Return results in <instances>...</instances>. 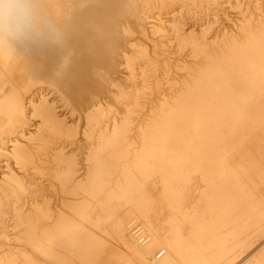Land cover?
<instances>
[{"label":"rangeland","instance_id":"rangeland-1","mask_svg":"<svg viewBox=\"0 0 264 264\" xmlns=\"http://www.w3.org/2000/svg\"><path fill=\"white\" fill-rule=\"evenodd\" d=\"M125 1L127 0H71L67 6L69 10V18L67 17L65 20H61L59 24H56L58 25L57 27H59L58 29L61 31V37L63 38L61 39L60 44H55L53 46L50 42L51 44L47 46L48 48L46 47L42 53H38L29 60L28 65L33 66V68L29 71L34 74H37L38 71L40 76L45 80V84L48 86L46 89L49 88L53 95L56 94L54 96H56V100L58 99V103L60 102L59 104H61L52 106V112L50 114L52 117L51 122L59 129H62L65 133H67L66 131H69L68 134L72 135V137L66 138L64 135L59 136L58 134H51L47 126H45L43 127V134L44 139H46V142L48 143L44 147L45 150L43 149L39 152L40 156L34 155L29 157L28 155L27 158H24L21 163L18 164V157L0 152V178L2 177L1 172L4 174L12 172L14 176H16L24 184V188L19 191L14 186L15 184L12 179H4V190L0 192V209L11 210L13 206H18L21 211L27 213L36 207H39L43 211L44 215V218L40 220V225L44 227L53 222L55 211L54 192L45 176L48 172L55 171L61 162L67 165L71 182L74 180L77 181L85 175L84 171L86 167L85 155L87 143L83 132L88 129L86 114L87 111L92 109L91 105L93 103H98L107 116L104 119L106 120V123L112 121V119H115L116 117L117 118L115 120L120 121L125 115H127L129 120L126 133L123 135V138L118 146L115 147V152L123 151L124 156L120 160L114 161L115 167H112V189L113 191H117V189L114 188V183L117 182L120 184L123 181V175H120L123 165L132 164L133 167L137 169L135 176L139 178L138 183L145 181L146 185L138 187L129 193H124L125 195L123 194V198L121 199L135 198V202H138L139 207L137 215L141 216L138 225H145L148 221H152V226L154 225L153 227L157 229L158 235L156 234L154 239L148 238L147 241L142 242L144 247L151 249L156 245V243L167 244H165L167 246L166 252L159 257L155 254L156 258H151V260L145 259L140 263L134 257H132V259L131 257H126L124 255H117V258L115 255H107L108 259L106 257V260L103 261L102 264L107 262H116L117 260H121V258V261H124L125 259L124 264H177L179 246L175 244L176 236L182 224L184 228H186L182 231V233L189 239L190 236L187 230L189 224H186L185 221L190 218V220L194 221L196 225L200 223L201 228L203 227L201 229L202 238L196 241L194 246L212 245L213 247H216L219 244L221 245V242L217 239L216 233H212L213 231L218 230V228H216L217 226L210 221V215L206 213V215L204 214V217V215L201 214V207H205L206 204L204 202L201 203L200 199H202L203 194L206 192L208 182L212 181L211 178L214 181L216 180V184L222 186V195H227L232 187L234 193L239 197L236 204L232 205V207H228L227 209L225 208L224 211L221 212V216L224 218L223 225L227 228V230L236 229V231L243 225V218L248 213L245 206L243 207V203L245 201V190L243 189L242 182L243 177L247 175L253 176V173L250 170L255 165L264 168V129H255L256 124L264 116V58L262 60L263 62L257 65L255 77L251 76L254 83H258L262 88V91L259 94H253L252 98L246 104L241 105L240 111L232 117L231 122L230 116L228 115L220 114L219 117L216 116L214 118L209 116L192 118L189 116L188 111H186L184 114L186 117H181L176 122H173L174 132L177 137L183 138L184 143H178L179 148L176 150H170V152L165 151V153L162 151L154 163L153 160H150L152 163L150 168L153 167L154 171L150 172L146 169L142 170L140 162L141 156L146 150L147 145L153 142L152 136L154 130L149 127L148 124L160 115V110L164 101H168L169 104L173 103L176 95L173 93L172 88L176 87L179 92L186 90L185 82H190L188 80V75L193 74L196 72V69L198 70V68L203 67L209 61L204 58V56L196 54L191 44H183L178 38H175L172 35L161 37L158 36V34H154L152 30L148 28L149 23H145V21H143L142 18H139L134 11H126V8L122 4ZM166 1L137 0L138 4L143 7L146 15L149 16H157L163 13L171 15L172 12L170 13L169 10H180L181 16L179 23L182 26V31H180L181 33L193 31L194 34H198L201 27H205V24L202 23H209L210 29L206 35L207 39L205 42L207 43L204 48L210 52H218L219 48L216 46V43L220 40L230 39L232 36L236 37L238 41L243 40L242 35L239 34L238 28L245 21L249 22L250 26L255 27L258 24V20L261 15L264 14V0H201V2L200 0H195V2L194 0H171L174 3L169 0L170 4L168 0ZM176 1L180 2V5H178L179 3ZM86 5L89 6L87 7ZM99 6H101V9L98 8ZM116 6L119 7L116 8ZM85 8L88 10H85ZM85 11L88 12L89 15H87L88 13H85ZM107 12L108 14H106ZM94 14L97 15V19L94 18L96 17ZM90 15L92 16L90 17ZM111 15L113 16L112 20ZM177 15L179 16V14ZM74 18H76V20ZM101 19L103 24H101ZM87 20L88 23L86 22ZM92 23H94V25ZM110 24H112L117 31L120 29L121 32L119 31L116 33L117 35L115 33L106 32L105 29ZM127 27L132 29V33L130 35L125 31ZM87 28H89V31ZM97 36L100 37L98 38ZM74 39L75 41L72 42ZM133 42L142 44L144 49L131 47L130 44ZM94 43L95 47H97L96 50ZM89 44L92 45L90 46ZM55 46L56 50L54 49ZM220 47H223L222 44ZM66 48L68 49L66 50ZM92 48H94L95 51H93ZM64 52L67 53L66 56ZM84 53L85 57L83 56ZM89 54H91V56ZM57 56L60 59H58ZM132 56L137 57L136 61L128 62V59L126 58H130ZM52 57L55 60H58L55 61ZM98 57L100 58L97 60ZM110 58H113L115 62L111 63ZM104 59L106 60V66H104ZM100 60L103 61V63H100ZM108 63L111 65H108ZM128 63L130 65H128ZM52 65H54V67ZM114 66H118L120 70ZM96 68L98 69V72L97 70H93ZM100 70H104L105 74L102 71L101 74ZM92 71H95L97 75H95V72L92 73ZM93 75L95 76L93 77ZM101 76L102 78H100ZM103 79L107 82V84ZM212 82V79L207 76L194 86L191 84L192 82H190V85H192L191 90L193 96L197 97L201 95L206 91L208 85ZM132 87L133 90L131 89ZM89 88L93 90H90ZM63 100L65 101L64 104H62ZM90 103L91 105H89ZM66 106L69 109L67 108L66 110ZM205 113V111H202V114L205 115ZM0 116L1 118L4 117L2 111H0ZM34 120L33 122H35V124L41 123L40 119ZM22 121L21 126L24 128L25 134H27L29 129L35 125L31 126V124L34 123L29 120L23 119ZM75 133L77 134L75 135ZM213 135H222L226 143L227 153H225V159L221 164V170L218 171V173L211 172L208 174L196 171L194 172L192 168L193 162H197L199 160V162L205 164L207 161H202L201 156L197 157L192 154V150L195 146H200L204 149L207 139ZM200 136L203 137L204 143L200 142ZM12 140H14V138ZM1 143L2 141H0V144ZM11 148L12 145L7 146L6 148L4 147L3 149L10 150ZM34 148L35 146H32V149L28 148L26 152L35 153ZM59 151L61 152V158L53 159L51 157L52 153ZM205 154L206 151H202V155ZM192 171L194 174H192ZM148 192L155 197L153 204L151 200L147 198ZM116 194H118V191ZM139 196H142L141 200L136 199ZM102 199L103 196L100 195L93 201L89 202L90 206L87 213L89 219L95 220V218L99 216L96 207ZM222 199L224 200L225 198L223 197ZM128 208L133 209L131 205H129ZM198 209H200V211ZM154 212L156 213L152 214ZM181 213L185 214V217H183ZM153 215L157 216L155 217ZM144 216L146 217V220ZM180 220L185 221L181 222ZM107 222V224L110 223L109 220H107ZM78 224L75 226V229L76 231L82 232L83 227L80 223ZM247 231L249 232L246 233ZM115 232L117 233V230H114L113 234H115ZM251 232V228L246 229L244 234L246 236H250L249 234H251ZM17 234L18 229H14V225L11 222L8 220L0 221V256L16 251V248L18 247V243L16 241ZM206 239L208 240L206 241ZM86 240L87 245L85 248L86 250H90V240L89 238ZM251 242L253 244L250 248L256 246L257 240L255 238H251ZM129 246L133 249V244H131V242L129 243ZM243 257L244 255L241 257L238 256L237 260H240ZM218 259L219 257L217 255H210L207 259V263L217 264L219 262Z\"/></svg>","mask_w":264,"mask_h":264},{"label":"bare ground","instance_id":"bare-ground-1","mask_svg":"<svg viewBox=\"0 0 264 264\" xmlns=\"http://www.w3.org/2000/svg\"><path fill=\"white\" fill-rule=\"evenodd\" d=\"M70 1L71 0H38L37 9L52 22H54L55 24H59L61 20L63 21L65 20V18L68 17L69 10L67 6ZM170 1L168 0L169 4ZM177 3H179L178 5H180V2ZM122 4L126 8V11L127 10L134 11L139 18H142V20L145 21V23H149L148 28L151 29L154 34H158V36L161 37L172 35L175 38H178L179 41H181V43L183 44H191L196 54L204 56V58H206L209 61L205 65L203 64L204 65L203 67L199 66L200 68H198V70L196 69V72L188 75V80L192 82L191 84L193 86L201 82L203 78L206 76L211 78L213 81L211 84L208 85L206 91L197 97H194L192 94V90H191L192 85H190V82H185L186 90L179 92L176 87L172 88L173 93L176 95V97L173 100V103L169 104L168 101H164V103L162 104V108L160 110V115H158L148 124V126L154 130L153 136L151 135L153 142L147 145L146 150L143 152L141 156L140 162L142 165L141 167L142 170L146 169L151 172L154 171V169L153 167L150 168V165L152 164L150 160H153L154 163V161L157 160L158 155L162 151H164L165 153V151L170 152V150H176L179 148L178 143H182V144L184 143L183 138L177 137L176 133L174 132L173 122H176L181 117L182 118L186 117V115H184L186 111H188L189 116L192 118L201 117V116L204 117L209 116L214 118L216 116L219 117L220 114L228 115L230 116V122H231L232 117L240 111L241 105L246 104L252 98L253 94H259L262 91V88L259 86V84L254 83L252 77H255L256 75L255 70L257 69V65L261 64L264 58V14L261 15V17L258 20L259 22L255 27L250 26V23L245 21L238 28L239 34L242 35L243 40L238 41L237 38L234 36H232L230 39L220 40L218 43H216V46L219 48L218 52H210L204 48V46L207 43L205 42L207 39L206 35L210 29L209 23L203 22L202 24H205V27H201V30L198 34H194L193 31L187 33L185 32L181 33L180 31H182L181 28L182 26L179 23L181 16L180 10L179 11H177L176 9L169 10L170 13L172 12L171 15H168L167 13H163L157 16H149L146 15L143 7H141V5L138 4L137 0H127ZM193 4L196 5L195 3ZM100 7L101 6H99L98 8ZM117 7L119 6H116V8ZM85 10L88 9L85 8ZM85 13L88 12L85 11ZM106 14H108V12ZM177 14H179V16ZM87 15H89V13ZM92 15H90V17ZM95 15L96 14H94V16ZM72 16H76V15H72ZM94 18L97 19L98 18L97 15ZM74 19L76 20V18ZM112 19L113 16L111 20ZM100 21L101 24H103L102 19ZM86 22L88 23V20ZM92 24L94 25V23ZM87 29L89 31V28ZM105 31L116 34L120 31V29L119 31H117L116 28H114V26L110 24L109 26L106 27ZM125 31L129 35L132 33V29H130L129 27H127ZM97 37L99 38L100 36ZM74 41L75 39L72 42ZM50 44H51L50 41L43 36L37 38L30 37L23 39L13 38L10 36H0V111H2L4 115V117L2 118L0 116V141H2V143L0 144L1 146L0 152L6 153L7 155L10 154L14 157H18L19 160L18 164H20L24 158H27L28 155L29 157L34 155L40 156L39 152H41L44 149L45 145L48 143L46 142V139H44L43 127L47 126L51 134L54 133V134H58L59 136L64 135V137L66 138L72 137V135L68 134L69 131H66L67 133H65L64 131H62V129H59L56 125H54L51 122L52 117L50 116V114L52 112V106L61 105L59 104L60 102L58 103V99L56 100L55 98L56 96H54L56 94L53 95V93L50 92L49 88L46 89V87L48 86L45 84V80L43 79V77L40 76L38 71L37 74H34L31 71H29L30 69L33 68L32 65L30 66L28 65L29 60L32 59L34 56H36L38 53H42L44 49ZM221 44L223 47H220ZM54 45L55 44H53V46ZM130 46L134 48L136 47V48L144 49L143 48L144 46H142V44H138L135 42L131 43ZM94 47H95V43H94ZM96 48L97 47H95V50ZM54 49L56 50V46L54 47ZM67 49L68 48H66V50ZM92 49L93 51H95L94 48ZM64 53L66 56L67 53L66 52ZM89 55L91 56V54ZM83 56L85 57V53L83 54ZM99 58L100 57H98L97 60ZM136 58H137L136 56L135 57L132 56L126 59H128V62L129 61L134 62L136 61ZM105 59L103 60L104 64L105 61L107 60ZM103 61H101L100 63H103ZM110 61L111 63L115 62L113 58H110ZM108 65L111 64L108 63ZM128 65L130 64L128 63ZM52 66L54 67V65ZM104 66H106V64ZM116 68L120 70L118 66ZM93 70H97L98 72L97 68ZM101 71L104 73V70H100V72ZM94 72L92 71V73ZM95 75H97V73ZM95 75H93V77ZM100 78H102V76ZM100 78L99 80L101 81ZM131 89L133 90V87ZM62 102H63L62 104H64L65 101L63 100ZM89 105H91V103ZM91 107L92 109L87 111L86 114L88 129L83 132L87 143L86 155H85V160H86V167L84 171L85 175L79 180L77 181L74 180L71 182L69 178V170L67 168V165L64 164L63 162H61L58 165L55 171L48 173L46 172L47 173L45 176L46 180L49 182L54 192L55 211H54L53 222L51 224H47L44 227L40 225V220L44 218V215H43V211L39 207H36L35 209L27 213L21 211V209L18 206H13L11 210L0 209V221L8 220L14 225V229H18V234L16 235V241L18 243V247L16 248V251L0 256V264H102V262L106 260L107 255H115V256L124 255L126 257H131V258L134 257L138 262L141 263L142 260L145 259L151 260V258L152 259L156 258L155 254H157L159 251H163L162 255L166 252L167 250L166 243H165L166 245L164 243H159V244L156 243V245L153 248L147 249L142 245V242H140L139 237H136L132 233L134 227L139 226L140 229L142 230V235L147 237V239L148 238L154 239V237L157 234V229L153 227L154 225L152 226V221H148L145 225H138L141 216L137 215L139 207H138V202L137 203L135 202V198L121 199L123 198L124 193L126 192L129 193L137 189L138 187H143L146 185L145 181L138 183L139 178L135 176L137 169L134 168L132 164L123 165L120 172L121 173L120 175H123L122 178L123 181L120 184H118L117 182L114 183L115 184L114 188L117 189L118 194H116L117 191H113L112 189L113 186L112 167L114 166V161H118L124 156L123 151L120 152L116 151L117 152L116 153L115 147L118 146V144L121 142L123 138V135L126 133L127 127L129 125V120L127 115H125L122 118L120 117L121 118L120 121L115 120L117 118L116 117L115 119H112V121L106 123V120L104 119L107 116L105 115V112L101 108L100 104L93 103ZM67 108L68 107L66 106V110ZM202 111L206 112L205 113L206 116L202 114ZM23 119L32 122L34 119H40L41 123L39 124H35V122H33L34 124L30 123L31 126L33 125L35 126L31 127L28 133L25 134L24 128L21 126ZM257 128H259V130L264 129V116L256 124L255 129ZM76 134L77 133H75V135ZM13 138L14 140H12ZM199 140L201 143H204L202 136L199 137ZM11 145L12 148L10 150L3 149L4 147L6 148L7 146H11ZM32 146H35L34 148L35 153L32 152L27 153L26 152L27 149L28 148L32 149ZM202 149L203 147L195 146L194 149L192 150V154L196 155L197 157L201 156L202 161L205 160L207 161L205 164L199 162V160L197 162H193L192 168L194 172L196 171L205 174L211 172L218 173V171L221 170V166H222L221 164L225 159V153H227L226 143L223 139V136L213 135L209 137L207 139L205 148L203 150ZM204 150L206 151L205 154L206 156L202 155V151ZM60 153H61L60 151L53 152L51 157L53 159L54 158L59 159L61 158ZM250 171H252L253 176H249V175L244 176L242 181L243 189L245 190L244 193L245 201L243 203L244 204L243 207L245 206V209L248 212L247 215L243 218L242 227L236 231V229L227 230V228L223 225L224 218L221 216V212H223L225 208L227 209L228 207L230 206L232 207V205L236 204L239 200V197L237 196V194L234 193L232 187L227 195H222V188H221L222 186L216 184L215 182L216 180L214 181L211 178L212 181L208 182V185L206 186V192L203 194L202 199H200L201 203L204 202L206 204L205 207H201L202 208L201 214L206 215V213H208L210 215L209 217L210 221L217 226L216 228H218V230L211 232L214 234L216 233L217 239L221 242V245L220 244H219L220 246L215 245L216 247H213L212 245H206V246L200 245L197 247L194 246V243L200 240V238H202L201 229L203 227L201 228L200 223L196 225L194 221L190 220L191 218L186 221L184 220L186 224L187 223L189 224L187 230L190 237L188 239L183 235L182 231L185 230L186 228H184V226L181 224V228L177 233L176 243H175L177 246H179L177 264H208L207 259L210 255L212 256L217 255L219 257L218 259L219 262L217 264H264V168L255 165L251 168ZM192 174H194L193 171ZM1 176L2 177L0 178L1 179L0 192L4 190L3 181L4 179L7 178L13 180L15 184L14 186L19 191L24 188V184L16 176H14L12 172L5 174L1 172ZM100 195L103 196V199L101 202L97 204L96 207L99 216L96 217L95 220L94 219L91 220L87 215L90 206L89 202L93 201L95 198L99 197ZM141 197L139 196L136 199L141 200ZM223 197L225 198L224 200L222 199ZM147 198L151 200L152 204L154 203L155 197L149 194V192L147 193ZM0 205H1V201H0ZM129 205H131L133 209L132 208L129 209L128 208ZM198 210L200 211V209ZM155 213L156 212L152 214ZM181 214L183 217H185V214L183 213ZM107 220L110 221L109 224H107L108 223ZM182 220L180 221L184 222ZM78 223L82 225L83 233L76 231L75 226ZM250 228L252 232L251 234H249L250 236H246L244 232L246 229H250ZM114 230L115 231L117 230V233L115 232V234H113ZM248 232L249 231H247L246 233ZM87 238H89L90 240L89 242L90 250H86L85 248L87 245L86 243ZM251 238H255L257 240L256 246L252 248H250L251 245L253 244L251 242ZM207 240L208 239H206V241ZM130 242L131 244H133V249H131V247L129 246ZM243 255H244L243 258L237 260L238 256L241 257ZM121 260H117L116 262H107L105 264H124L125 259L124 261Z\"/></svg>","mask_w":264,"mask_h":264},{"label":"clouds","instance_id":"clouds-1","mask_svg":"<svg viewBox=\"0 0 264 264\" xmlns=\"http://www.w3.org/2000/svg\"><path fill=\"white\" fill-rule=\"evenodd\" d=\"M37 4L38 0H0V36H43L59 44L62 37L58 27L37 9Z\"/></svg>","mask_w":264,"mask_h":264},{"label":"built area","instance_id":"built-area-1","mask_svg":"<svg viewBox=\"0 0 264 264\" xmlns=\"http://www.w3.org/2000/svg\"><path fill=\"white\" fill-rule=\"evenodd\" d=\"M132 233L136 236L139 237L140 242H145L147 241V237H145L144 235H142V230L140 229L139 226L134 227V229L132 230ZM163 251H159L156 256L159 257L160 255H162Z\"/></svg>","mask_w":264,"mask_h":264}]
</instances>
